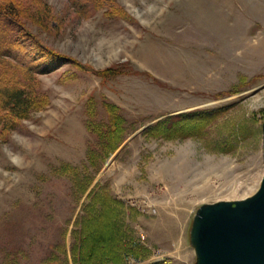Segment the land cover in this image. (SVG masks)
Returning a JSON list of instances; mask_svg holds the SVG:
<instances>
[{
    "label": "rangeland",
    "instance_id": "rangeland-1",
    "mask_svg": "<svg viewBox=\"0 0 264 264\" xmlns=\"http://www.w3.org/2000/svg\"><path fill=\"white\" fill-rule=\"evenodd\" d=\"M30 3L51 52L25 40L40 105L0 127V264H74L100 224L105 264H195L198 207L263 176L264 0Z\"/></svg>",
    "mask_w": 264,
    "mask_h": 264
},
{
    "label": "trees",
    "instance_id": "trees-1",
    "mask_svg": "<svg viewBox=\"0 0 264 264\" xmlns=\"http://www.w3.org/2000/svg\"><path fill=\"white\" fill-rule=\"evenodd\" d=\"M69 1L78 13L89 3L93 8L97 6L94 0ZM29 2H32L30 8L33 11L36 5L39 6V0H0V127L7 130L13 129L18 120L26 118L31 109L40 105L39 96L33 92L34 73L42 69L41 63L35 64L34 59L28 58L24 52L25 40L33 41L39 49H49L24 23L16 20L17 17L21 18L25 10L23 6L26 4L28 7ZM84 229L81 241L71 248L74 264L110 262L113 240L111 228L100 224L96 227L89 225Z\"/></svg>",
    "mask_w": 264,
    "mask_h": 264
},
{
    "label": "water",
    "instance_id": "water-1",
    "mask_svg": "<svg viewBox=\"0 0 264 264\" xmlns=\"http://www.w3.org/2000/svg\"><path fill=\"white\" fill-rule=\"evenodd\" d=\"M262 159L264 169V121ZM190 243L195 264H264V172L252 195L200 205Z\"/></svg>",
    "mask_w": 264,
    "mask_h": 264
}]
</instances>
